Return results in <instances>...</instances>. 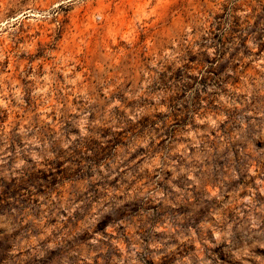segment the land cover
<instances>
[{
  "label": "rangeland",
  "instance_id": "1",
  "mask_svg": "<svg viewBox=\"0 0 264 264\" xmlns=\"http://www.w3.org/2000/svg\"><path fill=\"white\" fill-rule=\"evenodd\" d=\"M0 264H264V0H0Z\"/></svg>",
  "mask_w": 264,
  "mask_h": 264
}]
</instances>
